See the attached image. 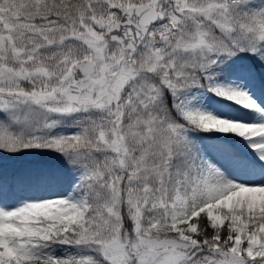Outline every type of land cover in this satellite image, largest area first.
Listing matches in <instances>:
<instances>
[{
    "label": "snow or ice",
    "instance_id": "1",
    "mask_svg": "<svg viewBox=\"0 0 264 264\" xmlns=\"http://www.w3.org/2000/svg\"><path fill=\"white\" fill-rule=\"evenodd\" d=\"M0 264H264V0H0Z\"/></svg>",
    "mask_w": 264,
    "mask_h": 264
}]
</instances>
